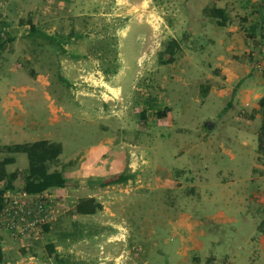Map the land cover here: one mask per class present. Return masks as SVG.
<instances>
[{"label": "rangeland", "instance_id": "obj_1", "mask_svg": "<svg viewBox=\"0 0 264 264\" xmlns=\"http://www.w3.org/2000/svg\"><path fill=\"white\" fill-rule=\"evenodd\" d=\"M203 2L0 0V27L7 28L6 45L0 50V74L16 65L29 75H43L45 83L51 84L46 94L50 89L64 96L65 111L72 121L95 122L98 128L100 119L111 123L112 116L124 109L135 113L153 104L155 116L156 108L165 106L160 105V96L163 102L164 96H171L174 111L188 107L192 124L217 122L216 130L228 148L230 130L242 128L237 130L241 137L257 134L264 117V59L259 56L264 0H210L226 8V26L203 14ZM201 15L206 21L199 20ZM231 26H237L236 31ZM208 48L212 51H205ZM189 49L201 53L200 67L183 63ZM202 96L220 98L204 100ZM101 112L104 117L99 116ZM120 118L116 116L113 126L121 128ZM75 127L68 132L79 135H67L63 159L75 145L84 147V159L91 154L88 146L94 140L86 129ZM35 132L41 130L13 135L16 143L28 142L36 139ZM94 153H98L93 155L99 166V149ZM260 154L263 162L264 152ZM19 156L28 163L26 154ZM90 178L77 179L67 193L46 195L51 206L48 231L40 223L27 234H13L0 223L1 264H143L129 256L137 246L129 241L127 229H103L99 211L71 213L79 199L99 196V173ZM108 190L111 196L113 191ZM115 232L120 237L112 239ZM49 244H54L55 252L49 251Z\"/></svg>", "mask_w": 264, "mask_h": 264}, {"label": "crops", "instance_id": "obj_2", "mask_svg": "<svg viewBox=\"0 0 264 264\" xmlns=\"http://www.w3.org/2000/svg\"><path fill=\"white\" fill-rule=\"evenodd\" d=\"M209 1L204 0L202 7ZM229 29L236 31L237 26ZM200 55L189 49L183 63L200 67ZM9 71L0 74V112L4 116L0 145L16 143L13 134L39 129L41 133L35 132L33 141L49 139L63 144L60 163L51 170L72 161L64 169L65 187L31 195L67 193L77 179L99 173V196L86 197L94 196L103 204L99 210L103 229H127L129 241L137 246L129 253L131 260L143 264H264V233L259 230L264 220V160L259 161L263 119L257 134L241 137L237 130L242 128L230 130L226 148L216 130L217 122L210 119L204 126L194 125L188 107L174 111L171 96H164L165 102L160 96V105L166 108L164 117L153 116L154 108L143 118L144 108L135 109L136 114L124 109L117 114L121 128L113 126L117 115L111 123L100 119L98 128L95 122L72 121L65 111L64 96L50 89L46 94L51 84L45 83L43 75H29L16 65ZM133 115L135 122L130 119ZM99 116L104 117V112ZM74 126L86 129L94 140L86 159L84 147L77 145L68 158H62L67 135H79L68 132ZM95 149H99V166ZM20 154L6 166L8 172H20L15 190L7 191L6 196L25 192L23 172L29 162L21 160ZM4 184L1 181L0 188ZM108 189L113 191L111 196ZM116 234L112 239L120 237Z\"/></svg>", "mask_w": 264, "mask_h": 264}, {"label": "trees", "instance_id": "obj_3", "mask_svg": "<svg viewBox=\"0 0 264 264\" xmlns=\"http://www.w3.org/2000/svg\"><path fill=\"white\" fill-rule=\"evenodd\" d=\"M203 14L208 17L215 18L219 26L227 25L228 14L226 8L224 7L209 3L203 8ZM8 37L9 40L13 39L10 36ZM46 38L53 40V36L47 35ZM174 44L177 45L175 40ZM5 45L6 42L4 38L0 37V50L4 49ZM173 47L174 46H172V48ZM61 79L65 81L63 76H61ZM204 92L208 93V89L206 88ZM153 101H156V98H154ZM150 102H152V100H150ZM149 108L153 109L154 105L151 104L150 107L147 106L142 110L140 113L142 118L147 115ZM165 115L166 108H156L155 116L164 117ZM259 150L264 152V117L261 132L259 134ZM62 152V142L52 141L49 139L0 145V153L3 155L2 158H0V182L5 180V184L0 188V215L5 206L6 192L15 190L14 183L20 175L19 171L8 172L6 169L7 164L15 162L16 155L18 153L26 154L29 165L23 172V190L30 194L42 193L51 187H65L67 185L64 169L72 165V161L65 163L62 169L55 168L51 170L53 166L59 165L60 155ZM90 179H94V177L91 176ZM102 208L103 204L96 197L90 196L79 199L71 209V213L91 215L97 213ZM43 226L46 231L50 229V225L48 223H45ZM259 230L264 233V220L259 225ZM48 248L51 253L56 251L54 244H49ZM3 261L4 249L2 245V239L0 238V264Z\"/></svg>", "mask_w": 264, "mask_h": 264}, {"label": "built area", "instance_id": "obj_4", "mask_svg": "<svg viewBox=\"0 0 264 264\" xmlns=\"http://www.w3.org/2000/svg\"><path fill=\"white\" fill-rule=\"evenodd\" d=\"M6 32L5 26L0 27V37H4ZM261 55L264 59V23L260 40V59ZM45 197L46 195L34 197L27 192L5 195L6 202L0 215V223L13 234H27L40 223H46L51 215V206Z\"/></svg>", "mask_w": 264, "mask_h": 264}]
</instances>
